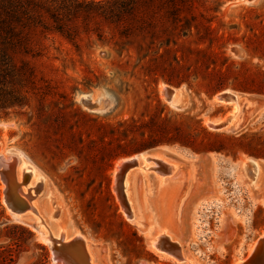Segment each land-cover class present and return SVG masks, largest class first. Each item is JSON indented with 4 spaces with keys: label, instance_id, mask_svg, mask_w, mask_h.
I'll list each match as a JSON object with an SVG mask.
<instances>
[{
    "label": "rangeland",
    "instance_id": "rangeland-1",
    "mask_svg": "<svg viewBox=\"0 0 264 264\" xmlns=\"http://www.w3.org/2000/svg\"><path fill=\"white\" fill-rule=\"evenodd\" d=\"M203 1L205 7L197 4L195 11L205 13L217 35H224L212 49L234 61L246 58L253 67L264 68V61L257 56L247 57L241 41L249 34L245 24L256 21L247 11L258 9L264 17V0ZM198 21L206 24L201 18ZM194 22L177 29L173 24L170 33L158 38L147 33L146 40L133 38L130 42L113 37L110 28L103 25L101 40L95 33L83 35L78 48L62 36L50 34L34 60L39 75L55 89L56 95L45 102V113L41 117L36 114L39 103L35 98L32 110L0 111V157L16 159V180L28 183L21 189L30 197L29 203L39 207L35 210L40 213L34 211L33 216L38 219L41 215L42 229L46 231L48 226L58 233L59 240L65 234L71 239L83 236L97 264H176L172 257L151 248L153 237L162 230L175 236L192 264H237L264 233V174L260 180V173L242 168L246 158L253 156L241 150L235 151L236 155L194 154L178 145H160L167 161L179 164V168L165 182L160 175L165 164L147 163L151 169H143L146 172L127 189L131 220L114 190L115 167L126 157L115 161L106 173L102 171L104 164L96 159L97 149L109 147L107 137L95 142L96 121L116 124L138 118L155 110L160 101L168 116H194L203 127L216 132L205 121L235 111V104L214 101L219 93L209 98L203 92L190 91L185 83L169 85L161 78L154 83L140 71L145 60L158 61L165 48H179L190 59L189 66L194 65L192 49L210 47L207 42L199 43ZM238 48L244 52L241 57L234 53ZM127 49L131 50L129 56ZM174 58L173 54L166 57V65L175 66ZM127 61L128 73L119 68ZM93 74L100 78L99 85L85 80L96 81ZM168 87L187 92L183 109L167 102L163 92ZM84 99L103 110L86 108ZM236 106V131L219 133L264 137V103L243 98ZM27 166L26 172L31 170L32 174L25 178L22 169ZM106 175L110 178L108 187ZM6 188L0 173V264H56L50 245L41 240L37 222L26 224L10 213L4 200ZM27 188H31L30 193Z\"/></svg>",
    "mask_w": 264,
    "mask_h": 264
},
{
    "label": "trees",
    "instance_id": "trees-1",
    "mask_svg": "<svg viewBox=\"0 0 264 264\" xmlns=\"http://www.w3.org/2000/svg\"><path fill=\"white\" fill-rule=\"evenodd\" d=\"M197 4L205 7L203 0H0V111L32 110L35 98L39 104L34 111L41 117L45 113V102L56 95L52 84L39 75L34 63L42 53L43 40L50 34H58L78 48L83 35L95 33L101 40L103 25L110 28L113 37L130 42L133 38L146 40L147 33L158 38L170 33L173 24L177 29L188 26L193 20L199 43L207 42L210 46L192 49L195 64L189 66L190 59L179 48H165L155 63L151 58L144 61L140 66L143 75L154 83L160 78L169 85L185 83L190 91L203 92L209 98L225 90L264 96V68L253 67L246 58L237 62L214 51L215 41L223 40L224 35H217V29L205 13L195 11ZM247 13L256 16V21L245 24L249 34L243 35L242 48L247 57L257 56L264 61L263 14H259L258 9ZM200 18L206 21L205 25L199 24ZM126 52L129 56L131 50ZM171 54L175 57V66L166 65V57ZM128 66L129 61L119 64L126 73ZM93 77L96 81L87 77L85 80L99 85L100 78L95 74ZM155 108L147 115L116 124L95 122V142L108 139L109 147L97 149L99 154L96 155L97 162L106 167L103 172L110 170L119 158L160 145H178L194 154L227 152L236 155L235 151L241 150L264 159L262 136L244 133L236 137L212 132L194 116H168L160 101ZM105 181L108 187L107 175Z\"/></svg>",
    "mask_w": 264,
    "mask_h": 264
},
{
    "label": "bare ground",
    "instance_id": "bare-ground-1",
    "mask_svg": "<svg viewBox=\"0 0 264 264\" xmlns=\"http://www.w3.org/2000/svg\"><path fill=\"white\" fill-rule=\"evenodd\" d=\"M173 89L174 88H169V87L166 88L164 90V92H163L164 97L166 98L165 93H166L167 90H173ZM186 97H187V92L184 89L178 88V89L175 90V94H174V97L172 98V100H168L167 98H166V100H167V102L169 104H171L173 106V108L183 109L184 106L186 105ZM243 98H248V97L247 96L243 97V96H240V95H236L235 96V100H231V102L229 103V104H235V111L231 112V114L229 115V116H231L230 123H231V125L234 128H235V126L237 128V124H238V119H236V117H237V114H238L239 107H237L236 105H239V101L241 99H243ZM85 100L86 99H84L83 101H85ZM214 101L218 103L216 97H214ZM225 105H228V104H225ZM218 121H219L218 119L217 120L205 121V125H207V127H209L211 129L210 126L212 124L218 123ZM162 148L163 147H160L158 149V151H156L154 153H152V152H143L142 154L136 155V156L133 157V158H137L139 160V164H138V166L136 168H133V169L129 170L127 172L125 178H124V181H123V200L120 198L118 192L116 191V178H117V175L119 174V171H120L119 169H120L121 165L124 164L125 162L129 161L130 159L129 158L124 159L122 162L117 163V165L115 167V169H116L115 170L116 171V177H115L114 190L117 193V195L119 196V199H120V201L122 203V206L124 207V203L125 202L127 203L132 216L128 215L127 209L125 207H124V209H125L124 212L127 215V218L130 219V220L133 218V211L131 210V207H130V204H129V200L127 199L128 192H130L128 190L131 189L129 187L133 188V185H135L136 181L138 180V177H140L141 174L146 172L144 170H150L151 169V168H148L149 166L147 165V163H149L151 161H154V162L161 161V162H163L165 164L166 169H164L163 171H160V175L162 177H164L163 180L165 182H168V180L171 179V178H168V177H172L171 176L172 173H174L176 171V169L179 168V164H176V163H174L172 161H167L168 158L166 156H164L165 153L163 154V152H165V150L162 149ZM16 162H17L16 159L13 158V157H4V156L0 157V166H1V168H3L6 172L8 171L9 174L11 173L10 175L12 176L13 180L15 181V183L17 185L15 191H17V195L18 196L17 195L16 196H17L18 199L23 200V203H24V206H25V210H23L20 214H16L14 212H10V213H13V216L16 218V220L18 219L19 221L24 222L26 224H27V222H30V221L31 222L32 221L37 222L36 223L37 224L36 228L38 229V232L41 235V240L44 241L45 243H48L50 245V247L52 246V240L55 241V242L69 243L71 240H73L75 238H79L81 242H84V244H85V246L87 248V251H88V254H89V258H90V264H97V263H95L96 262L95 261V257H94L95 255L90 252V249L88 247V243L86 242V239L83 236L76 235V236H74L71 239V238H67V234H65L66 236L63 237L61 240H59V239H57L58 233L56 234L54 231H51V229L49 230L48 226H45L46 231H45V229H42V227H41L42 226L41 225L42 222H40V220L43 217H41V215L40 216L38 215V219H36V217H34L33 214H32V212H34V211H35V213L38 212V211L35 210L36 209L35 206H37V204L35 205V203L34 204L33 203H29L30 197L27 196L26 194H24L23 189H21L24 186V184H28V183H26V182H22V183L20 182L19 183L16 180V175H15ZM248 167H251L250 169H253L254 174H256V172L260 173V176H261L260 180L263 178L264 166L262 164H260L257 161H251V160L247 159L246 161H244L242 163V168L244 170H247ZM28 168H29V166L23 167V169H22L25 178L28 177V176H31V174H32L31 170L29 172H26V170ZM3 169H0V170L2 171ZM257 179H258V177H257ZM38 181H40V183H42L43 179L41 177H39ZM30 191H31V188H27V192L30 193ZM126 192H127V194H126ZM38 208L39 207L37 206V209ZM27 209H30V212H26ZM39 213L40 212H38V214ZM166 233H167L166 231L162 230L159 233L161 235L157 234V235H155L153 237V240L151 241L152 250H156L157 252L163 253V252L159 251L158 248L156 247V243L159 242L160 240H162L163 238L168 239V242L172 241L174 243H177L179 246H181V244L179 242H177V240H176V238H175V236L173 234H166ZM263 236H264V233H263ZM254 246L251 249V253H252V251L254 249ZM163 254L166 255L167 258H171L172 257L168 253H163ZM53 260L55 261L56 264H62L60 261L55 260L54 256H53ZM184 262L192 264L191 261L188 260L185 256H184Z\"/></svg>",
    "mask_w": 264,
    "mask_h": 264
},
{
    "label": "water",
    "instance_id": "water-1",
    "mask_svg": "<svg viewBox=\"0 0 264 264\" xmlns=\"http://www.w3.org/2000/svg\"><path fill=\"white\" fill-rule=\"evenodd\" d=\"M234 53L236 56H243L244 52L241 49H235ZM173 90H167L165 93V96L168 100H172L175 94V90L181 87H172ZM247 96L246 99H252L258 102L264 103V96L261 95H255V94H247V93H241L233 90H225L220 92L219 94L215 95L214 97L217 98V101L219 104H229L231 100H235V96ZM213 97V98H214ZM83 104L86 108L92 110V111H100L103 110L99 106L92 104L90 101H83ZM232 112V111H231ZM229 112V114H231ZM228 113L224 114L223 116L218 118V123L212 124L210 127L213 131L216 132H235L236 130L231 125V116H229ZM161 146H156L153 148H150L148 150L136 153L134 155H131L129 157L130 160L125 162L121 165L119 174L116 178V191L118 192L120 198L123 200V181L127 174V172L133 168H136L139 164V160L137 158H133L136 155H140L143 152H156ZM251 161H257L260 164L264 166V159H258L254 157H247L246 160ZM0 169L1 168L0 166ZM2 176L3 182L6 184V189L4 191V200L6 202V205L8 208L16 213L20 214L23 210H25V206L23 203V200L17 198V193L15 191L17 185L15 181L13 180L12 176L6 172L4 169L0 172ZM17 195V196H16ZM124 207L127 209L128 215H131V212L129 210V207L127 203H124ZM165 239V238H163ZM160 240L156 243V247L159 251L163 253H168L173 257V260L176 264H181L184 262V253L181 246H179L177 243L174 242H168V239L165 241ZM51 254L54 256L55 260L60 261L62 264H90V258L87 251V248L84 244V242H81L79 238H75L71 240L69 243H63V242H55L52 240V246L50 247ZM53 260V258H52ZM238 264H264V236H260L258 240L256 241V244L254 246V249L251 254H249L245 259H242L238 262Z\"/></svg>",
    "mask_w": 264,
    "mask_h": 264
},
{
    "label": "crops",
    "instance_id": "crops-1",
    "mask_svg": "<svg viewBox=\"0 0 264 264\" xmlns=\"http://www.w3.org/2000/svg\"><path fill=\"white\" fill-rule=\"evenodd\" d=\"M137 207H138V201H137ZM138 209V208H137ZM140 214V209H138V215Z\"/></svg>",
    "mask_w": 264,
    "mask_h": 264
}]
</instances>
